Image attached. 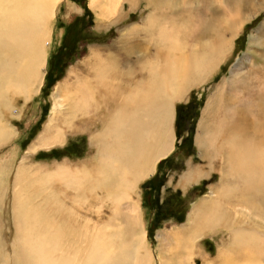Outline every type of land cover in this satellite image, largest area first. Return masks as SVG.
<instances>
[{
    "label": "bare ground",
    "instance_id": "1",
    "mask_svg": "<svg viewBox=\"0 0 264 264\" xmlns=\"http://www.w3.org/2000/svg\"><path fill=\"white\" fill-rule=\"evenodd\" d=\"M60 1L0 0V147L13 134L8 125L10 118L7 119L12 115V101L20 99L25 105L41 88L48 64L46 44L53 34L50 20ZM112 2L89 0L90 5H98V16L103 19L111 16ZM146 6L152 10L143 23L132 26L128 36L113 50H94L90 62L69 74L57 89L60 99L54 100L42 132L29 146L30 151H35L39 146L62 145L68 130L77 133L99 127L89 135L90 146L94 148L91 159L76 164L56 161L49 167L27 164L29 156H25L14 168L11 164L16 155L12 153L7 159L9 163L5 162L7 166L0 163V213L7 203L4 197L10 194L9 217L15 235L12 264H153L146 247L145 228L135 212L137 183L153 174L156 164L171 153L175 138L174 102L187 99L185 83L191 76L204 81L207 70L211 71L212 65L223 58L230 45L224 32L227 29L230 33L237 24L230 25L224 18L215 19L216 25L201 38L208 37L206 41L198 40L190 51L181 38L182 35L188 38L185 29L177 24V19L185 18V12L152 0H147ZM193 36L190 33L189 37ZM133 37L139 40L132 46L144 47L147 53L129 59L132 52L124 47ZM212 110L207 109V117L201 119L195 138L200 159L205 158L209 169L189 168L182 174L181 182L187 186L212 171L208 152L213 158H225L224 166L218 163L221 182L217 191L213 188L210 197L192 207L180 231L172 232L170 237L177 244L176 251L165 254L166 261L155 255L157 264H196L194 241L218 225L229 229L230 235L228 244L218 252V264H264V226L257 225V231L247 228L241 217L243 211L236 208L235 212L231 206H225V200H233L242 208L244 202L240 204L238 198L248 195L246 192L264 189V106H253L252 119H255L248 122L240 116L241 110L233 112L225 101L221 110L229 111L234 118L219 129L226 133L219 139L227 149L226 155L220 153V144L217 146L218 140L209 126L214 119ZM228 177L235 180L233 185L228 183ZM238 192L241 197L236 195ZM84 199L99 206L91 211L85 228L78 227L83 232L72 229L74 240L89 234L86 241L89 248L84 250L83 245L81 254H75L69 249L66 225L69 219L73 220L70 214L76 215L82 209ZM123 199L128 200V209L119 208ZM67 200L72 207H68ZM100 208L107 210L105 219L113 217L118 223L112 225L115 228L112 233L105 231L111 226L107 222L104 226L90 224L98 221ZM256 214L264 219L261 209ZM201 256L203 264L214 263L206 255ZM0 264L9 263L1 257Z\"/></svg>",
    "mask_w": 264,
    "mask_h": 264
},
{
    "label": "rangeland",
    "instance_id": "2",
    "mask_svg": "<svg viewBox=\"0 0 264 264\" xmlns=\"http://www.w3.org/2000/svg\"><path fill=\"white\" fill-rule=\"evenodd\" d=\"M154 1L163 7L172 5L176 11L183 10L185 12V18L177 19V24H179L181 29H185L184 35L186 34L188 38L183 35L181 38L190 51L198 40L200 43L206 41L208 37L206 39L201 38L206 36L207 32L216 25L215 19L224 18L228 19L230 25L233 22L237 24H235L237 27L235 28L234 26L230 31V33L234 34L233 36H230L227 29L224 32V35L230 38V45L223 58L218 64L212 65L211 71L207 70V77L204 81L191 76L185 83L188 87L187 99L174 102L173 131L175 138L171 153L156 164L153 174L144 177L137 183L135 193L138 209L135 212L137 211V216L147 234L145 238L148 244L146 246L147 250L154 259L153 264H157L155 255H161V260L165 259L166 261L168 258L166 255L176 251L177 244L170 237V235H173L172 232L180 231V228L187 223L189 211L192 207L199 200L210 197L213 188L217 191L216 186L221 182L217 169L218 163L222 166L225 165V158L221 159L218 156L213 158L211 152H208V157L212 158L213 167L212 171H208L207 177L203 176L197 182H191L187 186H184L183 182H181L182 174L189 168L200 167L201 169H209L206 165L207 161L204 160L205 158L200 159L202 156L195 139L196 134L200 132L199 123L201 119L207 117V109H213L214 119L209 126H211V132L215 133L218 140L217 146L220 144V153L226 155L227 149L225 145L219 142V139L224 137L226 133L224 131L219 132V129L220 125L223 128L234 118L232 119L229 111L221 110L225 101L233 112L241 110L242 114L240 116L247 118L248 122H251L250 119H252L253 106L256 108L259 104L264 106L262 97L264 93V0ZM154 1L152 0V2ZM102 2L104 3V1ZM146 2L147 0H113L111 7L112 13H115H111L109 18L105 16L104 19L98 16L99 12L96 9L98 5H90L89 0H61L57 4L55 15L50 20L51 34H53L49 43L46 44L48 47V64L43 83L39 92L25 105L20 99L12 101L14 106L11 110L12 115L8 116L7 119L10 118L8 125L13 129V134L0 147L1 166L8 165L7 163H9L8 160L11 158L12 153L16 155L15 161L11 164V167L15 165L14 168L25 156H29L25 160L27 164H43V166L49 167L56 161L57 163L66 161L70 164H76L86 163L91 159L94 148L90 146L89 135L90 132L98 130L99 127H94V129L90 127L89 130L87 128V130H80L77 133L74 131L75 134L73 130H68L65 132L67 135L62 145H53L52 147L39 146L35 151H30L29 146L38 134L42 132L43 126L49 118L54 100L60 99L57 89L64 80L73 70H77L80 66L90 62L94 50L103 48L105 50H113L120 41L128 36L129 29L132 26L142 24L143 22L141 21L152 10L146 6ZM68 4H71V7ZM223 9H227L228 14L225 10L223 12ZM189 31L195 35L193 38L189 37ZM136 39L139 40L136 37L129 39L130 42L124 47L129 53L132 52L129 59H136L137 56H143L144 52L145 54L147 53L144 47L132 46L135 44L134 41ZM92 112L90 111V113ZM261 116L263 115L261 114ZM254 119L255 117L252 120ZM85 121H88L87 118H85ZM221 144H223V147ZM5 162L7 163L5 164ZM14 168H12V171ZM9 169L11 170V168ZM227 181L231 185L235 182L231 177H228ZM238 193L236 195L241 197L242 194ZM246 194L248 195L244 194L243 197L238 198L240 204L244 202L242 208L233 200H228L227 202L225 200V206H231L230 208H233L235 212L236 208L240 212L243 211V216L241 215L243 223L247 228L257 231L258 229L256 228L260 225L264 226V219H261L256 214L260 209L264 212V189L260 191L252 190L246 192ZM9 196L10 194L6 198L4 197L7 203L3 204L0 213V258L4 257L9 264H12L11 253L15 243V235L12 218L9 217L11 216L9 214ZM7 198L8 201H6ZM58 198L62 199L61 196ZM126 200L123 199L120 202L119 208L121 210L129 208L128 200ZM89 202L92 201L84 199L82 209L78 210L76 215L71 213L70 215L74 216L73 220L69 219L66 225L69 249L75 254L79 252L81 254L83 245H85L84 250L89 248L86 242L88 233L84 239L83 235L77 240H74L72 236V229H80L83 232L78 227L84 226L85 228L86 219L89 218L91 211L99 206V204L91 205ZM261 202L263 206H261ZM66 204L68 207L73 206L70 200H67ZM259 206L261 207L258 209ZM100 209L102 214H100L98 221L90 222V224L104 226V222H107L111 226H107L105 231L112 233L115 229L113 226L118 223H115L113 217L105 219L108 217L107 214H104L107 210L106 208ZM235 216L236 213L234 214ZM92 219L95 221V218ZM90 224H87L86 227L90 226ZM219 226H215L217 228H214V230L212 228L204 231V234L199 236L194 241L195 243L193 242L195 245L194 259L196 258L197 260L196 264H203L201 255H206L207 260L214 261L213 264L219 263L218 252L221 246L228 244L230 236L229 229ZM196 249L199 250L198 253H196Z\"/></svg>",
    "mask_w": 264,
    "mask_h": 264
}]
</instances>
